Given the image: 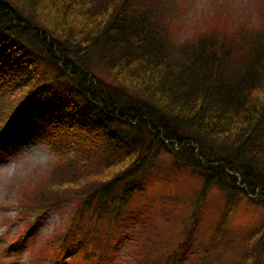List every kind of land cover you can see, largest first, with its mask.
<instances>
[{
	"label": "trees",
	"instance_id": "1",
	"mask_svg": "<svg viewBox=\"0 0 264 264\" xmlns=\"http://www.w3.org/2000/svg\"><path fill=\"white\" fill-rule=\"evenodd\" d=\"M214 13L183 38L177 0H0V148L43 137L57 152L21 187L18 208L38 216L71 200L50 242L74 264L113 262L112 231L123 215H142L131 202L162 153L204 179L201 197L216 185L231 210L241 196L264 208V11L259 29ZM112 123L146 140L131 143ZM191 216V231L164 244L142 224L131 264H264V221L231 235L225 217L204 245L192 233L201 215Z\"/></svg>",
	"mask_w": 264,
	"mask_h": 264
},
{
	"label": "rangeland",
	"instance_id": "2",
	"mask_svg": "<svg viewBox=\"0 0 264 264\" xmlns=\"http://www.w3.org/2000/svg\"><path fill=\"white\" fill-rule=\"evenodd\" d=\"M177 3L179 14L174 26L177 34L183 38L209 27L217 9H222L231 16V26L235 25L236 20L242 21V25L253 24L257 29L261 23L260 10L264 11L261 5L264 0H177ZM94 70L102 83L116 87L99 64L94 66ZM85 110L86 113L91 112L86 108ZM47 122L48 117L42 118V125ZM127 125L128 123H112L111 127L115 132L124 133L131 143L136 139L146 140L143 133L131 132ZM174 148L178 149L175 145ZM59 158L43 137L0 148V264H74L67 252L60 253L58 244L50 242V239L65 228V221H68L69 214L74 211V203L62 200L41 215L28 217H23L18 208L21 187L30 186L45 176L53 162ZM145 174V194L135 196L131 202V205L141 209L142 215L137 217L130 213L132 218H128L126 214L118 221L112 231L114 238L110 243L112 245L118 242L111 264L132 263L142 224L146 230L148 228L147 234L154 237L157 244L175 242L180 233L191 231L194 217L191 213L195 212L201 215V221H198V228L193 226V236L207 245L225 217L224 234L231 235L247 232L262 225L264 221V208L261 205L241 196L231 210L230 193L216 185H211L201 197L204 179L188 167L176 168L172 157L167 153L152 160ZM126 210L124 208V213ZM98 229L103 230L104 226ZM125 232L131 234L132 238L122 239ZM101 234L103 231L97 236ZM16 240L17 242L10 243Z\"/></svg>",
	"mask_w": 264,
	"mask_h": 264
}]
</instances>
